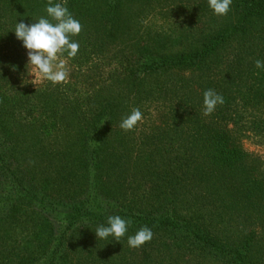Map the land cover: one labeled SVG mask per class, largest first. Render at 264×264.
I'll return each instance as SVG.
<instances>
[{"label":"rangeland","instance_id":"1","mask_svg":"<svg viewBox=\"0 0 264 264\" xmlns=\"http://www.w3.org/2000/svg\"><path fill=\"white\" fill-rule=\"evenodd\" d=\"M115 1L111 10L105 0H72L69 10L80 21L82 30L71 39L80 44L76 58L83 49L86 58L74 63L67 53L60 56L66 61L68 78L66 82L53 84L36 75L34 66L27 64V50L23 48L21 57L26 69L22 84L36 90L46 86L59 88L66 96L77 99L81 111L87 113H95L101 104H107L102 111L111 113V140L102 146L97 159L99 173L91 174L95 176V185H99L96 187L101 193L97 202L103 208H120L125 214L156 219L166 217L178 223L190 222V226L205 231L218 242L233 248L246 246L253 263L264 264V89L252 88V76L258 70L255 61L264 60V55L258 57L264 54V19L248 17L247 29L242 35L231 38L224 48L202 58L193 69L153 72L145 77L138 75L136 79L134 71L128 78L123 74L124 69L139 68L140 63L152 57L194 55L246 17L247 9L239 0H233L229 13L218 16L209 8L208 0ZM109 11L108 23L102 14ZM71 64H88L80 71L87 85L76 77L79 70ZM262 83L264 87V78ZM207 89L223 95L225 102L217 105L211 115L217 116L218 111L224 115L216 128L224 133L228 147L239 151L237 161L228 165L215 167L201 143L194 150L189 127L180 122L186 106L199 105L203 111V92ZM253 96H260L262 100L258 106L252 104ZM133 108L141 110L143 119L133 129L124 130L120 127L121 120ZM23 130L27 156L21 165L17 164L23 176L33 177L32 185L39 192L37 197H50L54 201L65 198L60 184L49 179L54 172L39 167L38 155L44 149L49 150V146L37 142L36 132ZM83 145L86 144L73 140L67 146V157L82 168L74 170L78 184L84 172ZM91 175L86 177L90 181ZM28 182L26 178L24 184ZM68 191L72 189L68 187ZM5 194L10 197L9 191ZM28 206L22 201L17 219L0 227V258H4L7 245L15 249L26 245L33 249L37 239L45 246L37 252L38 259L49 250L52 240L46 235L48 230L38 232L44 220L36 215V207L32 212ZM54 209L47 216L56 231L66 211ZM36 233L39 234L35 237ZM152 233V239L144 244L157 245L160 251L147 248L144 255V244L132 248L127 239L118 242L113 237L95 236L86 242L89 245L82 244L80 255L87 259L91 254V262L99 261L106 254V264H156L161 252L163 257L171 255L163 246L174 241L168 233ZM5 237L7 244H1ZM79 239H74L73 244L68 242L69 258H78V261ZM193 256L189 255L182 263L215 264L202 256Z\"/></svg>","mask_w":264,"mask_h":264},{"label":"trees","instance_id":"2","mask_svg":"<svg viewBox=\"0 0 264 264\" xmlns=\"http://www.w3.org/2000/svg\"><path fill=\"white\" fill-rule=\"evenodd\" d=\"M105 1L110 3L108 6L113 10L116 1ZM47 2L48 0H0L3 6L0 8V227L9 220L17 219L18 216L16 215L20 212V205L22 201H26L29 205L28 208H32L33 212V208L36 207L38 209L36 215L44 220V225L39 226L38 232L43 233L44 230H48L46 235L50 236L52 243L41 259L37 258V252L39 249H44L45 246L39 239H37L36 247L33 249L26 245H18L16 249L12 245H7V252L5 253L4 250V258H0V264H106L104 259L106 254L99 261L92 260L90 262L92 255L89 254L86 259L81 257L80 252L83 249L82 244L84 246L89 245L91 238L95 237L96 227L106 224L107 217L110 215H120L132 221L128 232L119 241H125L128 236L134 235L142 227H148L152 232L168 233L173 237L174 242L163 246L165 250H170L171 255L163 257L161 252L160 255L158 254L156 264H179V262L184 264L182 263L184 259L186 260L189 255L195 254L193 258L202 256L212 260L215 264H254L246 246L233 248L229 244L218 242L210 235L208 236L205 231L190 226V222L181 221L178 223L166 217L156 219L125 214L120 208H103L101 203L97 202L101 192L97 190L99 185H95V176L92 175L99 173L100 167L96 164L97 159H100V154L104 148L102 146H107V142L111 140V133L109 132L112 125L111 113L102 111L108 107L107 104H101L100 109L95 113L83 112L78 100L66 96L61 89H53L50 86L37 90L30 89L24 86L21 80L25 73L26 64H22L21 51L24 48L22 42L17 40L13 32L16 22L24 23V20H27L29 21L27 24H31L38 21L40 17L44 16ZM239 4L246 6V17L226 31L225 34L212 40L202 51L194 55L177 54L167 58H148L147 62L140 63L139 68L124 69L123 74L128 75L129 78L134 71V76L136 75V79H139L137 78L138 75L145 77V75L153 72L188 70L197 67L202 58L224 48V45H227L231 38L238 37V34L242 35L243 31L247 29L248 17L258 16L264 19V0H239ZM71 5L72 0H67L68 9ZM27 15L28 18L26 19ZM110 16V11L102 14L103 19L107 20L108 23ZM83 50L77 58L75 56L69 59H74L73 62L77 63L79 59L86 58L87 54ZM261 55L264 54L262 53L258 57ZM71 65L79 70L76 77L83 79L82 77L85 75L80 76V71L88 64ZM261 72L263 70L258 69L255 71L256 77L255 74L252 76V88L256 87V90L259 89V86L260 89H264L262 83L264 72ZM83 80L86 81L84 84L87 85V80ZM251 101L254 106H258L262 100H260V96H253ZM201 107L199 105L186 106L182 112L183 116L180 117V122L189 127L187 129L194 139L192 148L195 150L197 147L195 145L201 143L208 159L215 167L237 161L238 149L229 148L223 136L224 133L219 132V129L216 128L217 122L223 121L224 115L218 111L217 116L211 114L205 116L203 111H200ZM24 128L37 133L38 143L43 142L49 146V150L44 149L38 155L41 161L39 167L42 170L54 172V175L50 176L49 179L60 184L61 189L66 194L65 198L54 201L50 197L46 198L41 195V198L37 197L39 192L37 193L32 185L33 177L28 178L31 176L30 174L23 176V171L17 164H20L27 156V152H24L26 140L23 136ZM73 140L86 144L83 145L85 163L80 184H78L79 178L75 175L74 170H82V168L74 165L73 161L67 157L68 145ZM90 175L93 178L91 179L92 182L86 178H90ZM26 178L29 179L27 185L24 184ZM68 187L72 191H68ZM41 190L45 191L42 188ZM8 191L10 197L5 194ZM54 208H62L66 211L62 218V224L56 231H54L47 216L49 211L55 210ZM38 234L36 233L34 236L36 237ZM87 236L88 240L86 241ZM78 238H80L78 241H81L78 249L79 261L78 258L76 260L70 259V254H68V242L71 241L72 243L74 239L76 241ZM4 242H7L6 237L1 240V244ZM86 242L88 243L86 244ZM144 247H146L142 251L144 255H147L148 249L153 252L155 250L160 251L157 245L150 247L149 244H144ZM10 250L13 251L12 254H9ZM172 252L175 253V256ZM10 256H12L11 259ZM107 260L110 261V257Z\"/></svg>","mask_w":264,"mask_h":264},{"label":"clouds","instance_id":"3","mask_svg":"<svg viewBox=\"0 0 264 264\" xmlns=\"http://www.w3.org/2000/svg\"><path fill=\"white\" fill-rule=\"evenodd\" d=\"M232 2L233 0H208V6L215 15L226 16ZM45 12L47 15L40 17L34 23L16 22L13 32L27 50V64L34 66L38 77L53 84L66 82L68 78L66 61L60 59V56L67 53L68 58H74L77 55L80 44L71 37L79 35L82 25L69 11L67 0H59V2L48 0ZM255 68L264 70V60L257 59ZM224 102V97L220 93L213 89L205 90L203 92V114L210 115L217 105H222ZM142 119L141 110L133 108L122 118L120 127L124 130H131ZM131 224V219L120 215H110L107 217L106 224L98 225L94 233L96 238L113 237V240L119 242L120 238L126 235ZM152 236L150 228L142 227L134 235L128 236L127 243L130 247L137 248L150 241Z\"/></svg>","mask_w":264,"mask_h":264}]
</instances>
